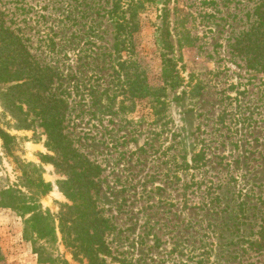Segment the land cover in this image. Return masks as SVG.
I'll use <instances>...</instances> for the list:
<instances>
[{"label": "rangeland", "instance_id": "1", "mask_svg": "<svg viewBox=\"0 0 264 264\" xmlns=\"http://www.w3.org/2000/svg\"><path fill=\"white\" fill-rule=\"evenodd\" d=\"M113 1L0 0L6 26L56 73L51 95L66 103V135L102 169L105 263L264 264L255 249L264 221V73L234 48L262 0H156L125 36ZM166 59L175 69L168 83ZM39 124L17 130L0 100V128L15 138L10 151L0 138V201L8 189L33 197L41 174L51 191L39 202L57 218L72 203L59 188L66 177L43 162L54 154ZM26 218L0 209V264H42L24 237ZM45 245L69 264L86 262L58 230L57 243Z\"/></svg>", "mask_w": 264, "mask_h": 264}, {"label": "trees", "instance_id": "2", "mask_svg": "<svg viewBox=\"0 0 264 264\" xmlns=\"http://www.w3.org/2000/svg\"><path fill=\"white\" fill-rule=\"evenodd\" d=\"M155 1L130 0L125 6L123 0H114L111 14L117 19L118 36L132 35L137 30L140 11ZM254 16L256 23L238 38L234 48L248 58L252 68L264 73V0L257 6ZM165 43L169 44L167 40ZM164 63V79L168 83L175 69L171 59ZM56 78L54 70L33 59L23 39L6 26L0 13V100L3 108L15 121L17 130H31L35 120L39 121L47 137L46 147L54 154L44 156L43 162H49L66 177L59 181V188L72 203L65 205L57 218L44 210L39 198L51 191V185L45 183L40 174L32 181L36 188L33 197L8 189L0 201V209L11 208L28 217L24 237L35 245V253L42 264H69L55 258L46 248L45 244L57 243V230L63 244L74 250L75 260L86 261L84 264H106L102 256L108 254L105 235L109 221L100 216L96 201L102 169L81 155L66 135V103L51 95ZM196 90L195 95L199 96L202 89L197 87ZM0 138L10 151L15 138L1 128ZM255 249L264 252V221Z\"/></svg>", "mask_w": 264, "mask_h": 264}]
</instances>
